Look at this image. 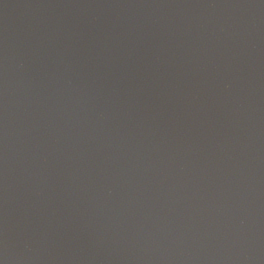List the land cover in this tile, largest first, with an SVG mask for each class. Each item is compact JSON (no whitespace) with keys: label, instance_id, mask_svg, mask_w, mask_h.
Returning a JSON list of instances; mask_svg holds the SVG:
<instances>
[{"label":"water","instance_id":"water-1","mask_svg":"<svg viewBox=\"0 0 264 264\" xmlns=\"http://www.w3.org/2000/svg\"><path fill=\"white\" fill-rule=\"evenodd\" d=\"M0 264H264V0H0Z\"/></svg>","mask_w":264,"mask_h":264}]
</instances>
